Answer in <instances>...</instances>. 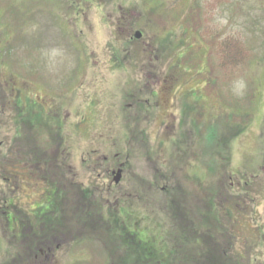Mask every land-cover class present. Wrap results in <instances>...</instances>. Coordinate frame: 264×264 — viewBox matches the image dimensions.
<instances>
[{"label":"rangeland","instance_id":"374dc122","mask_svg":"<svg viewBox=\"0 0 264 264\" xmlns=\"http://www.w3.org/2000/svg\"><path fill=\"white\" fill-rule=\"evenodd\" d=\"M0 71L20 72L29 93L42 85L43 104L54 97L69 116L62 129L43 125L39 154L25 158L41 172L18 181L15 227L0 171V264H122L125 238L138 247L134 222L136 242L155 234L156 246L176 248L172 264H264V0H0ZM210 124L222 137L212 150ZM56 147L73 154L53 168L66 199L57 222L34 210ZM93 149L102 160L129 155L119 189L81 167ZM86 169L91 201L69 186ZM93 201L98 222L84 218ZM122 209L129 234L114 243L105 224L122 234ZM43 225L62 230L53 238ZM197 248L201 258H189Z\"/></svg>","mask_w":264,"mask_h":264},{"label":"flooded vegetation","instance_id":"af4514ba","mask_svg":"<svg viewBox=\"0 0 264 264\" xmlns=\"http://www.w3.org/2000/svg\"><path fill=\"white\" fill-rule=\"evenodd\" d=\"M23 81L25 82V79L20 72H18L16 78L15 75L12 77L5 71H0V171H2L4 179L7 181V185L3 190L4 194L7 199H10L9 201L5 200V202L8 203L6 209H9V211L3 212L5 215L11 213V216H8L7 214L5 217L8 222L15 219L14 213L11 212L12 210L10 211V209L15 207L13 205L18 203V199L21 201V198H23L22 195L20 196L21 186L18 185V181L23 180V182L26 183L25 185H30L27 183L28 178H32L37 171L41 172L40 169H35V166H40V164L30 166L24 161L28 155L39 154V140L41 139L40 134L42 126L45 125L46 128L50 130H56L57 127L62 124V129L64 127V122L69 118V116L65 115L61 110V108L68 107L66 104L59 103L61 106L57 105L53 97V100L51 99L49 104L46 103V105H44L42 96L40 95L42 93V85L41 90H39L38 93L33 94L29 93L28 90L24 88ZM33 85L35 90H37L35 86L36 83H33ZM31 89L33 91V87H31ZM65 103H67V101H65ZM85 117H87V115H85L84 118ZM144 143L145 140H143V144ZM61 152L66 154L67 160L73 155L68 149L60 151V148L56 147L52 150L51 155L52 158H54V164L51 162L48 165L49 169L45 170V175H49V183L48 186L43 184L38 185L39 189H41L39 199L34 200L31 195L27 193L25 194V197H29L34 200L35 203H38L37 205L39 206L35 208L36 211L43 208L46 214H50L49 216H51V220L55 218L56 222L58 216L57 202L60 201V204L63 206L64 202L62 201L65 199V195H62L61 191H57L56 185L53 186V168H60L57 163V157ZM44 153H46V151ZM88 153L89 156H86ZM98 153V149L83 153L81 167L84 169L86 168V165L90 168L93 166V171L97 172V180L103 182L101 185L102 187L109 188L110 190L119 189L127 175V165L130 160L129 155L124 158L125 160H122L121 153H116L112 160L108 156H104L102 160V158L97 157ZM67 164L71 168V172L73 169L76 170V167L80 165L73 159L71 162L68 161ZM107 164L109 165L106 170H104L103 167ZM90 170H88V172ZM26 172L28 174L32 173V176H25ZM84 172H87V169L82 170L81 172L82 180L85 179L86 182L81 181V183H79V181H76V176L78 174V172H76L72 179L69 180V186L72 189V192L79 187L78 192L80 191L82 199L91 201L93 193L89 189V177H85ZM66 181H68V179H66ZM33 188H35V185ZM22 191L25 190L23 189ZM60 195L61 197H59ZM12 197L17 198V200ZM86 206L83 207L84 209L87 208L85 209L87 214H85L86 216H84V218L86 217L85 219H88L87 216L89 214L90 203L87 202ZM49 216H44V218H48ZM103 217V213H98V218L103 219ZM43 226V229H48L50 231V235L51 237L53 236V238H56L58 235L56 233L62 230V228L60 230L58 228L53 230V228H46V225ZM45 245L50 248V245ZM59 247L60 246L55 248ZM55 248H53V250Z\"/></svg>","mask_w":264,"mask_h":264},{"label":"trees","instance_id":"16d2710c","mask_svg":"<svg viewBox=\"0 0 264 264\" xmlns=\"http://www.w3.org/2000/svg\"><path fill=\"white\" fill-rule=\"evenodd\" d=\"M216 124H217V122H216ZM211 125L210 124V127H209V129H208V133H209V135H211L210 137H208L209 138V140H208V145L206 146L207 147V149L208 148H211V150L212 149H215V146L214 145H216V143H217V140L218 139H221L222 137H221V132L219 133V130H217V131H215V126L217 127V125ZM218 129V128H217ZM220 134V135H219ZM206 149V150H207ZM100 201V200H99ZM97 204V206H99L101 203L100 202H92V205L93 204ZM111 209H114V208H111ZM110 209V210H111ZM109 209L107 210V212L106 213H108L109 211H110ZM99 211L102 213V211L103 210H101L100 208H99ZM60 212V209L58 208V210H57V213H59ZM90 212H91V210H90ZM90 212H89V214H90ZM130 212H128V211H126V209H122V211H121V213H120V215L118 216V217H116V221H119L120 222V224H121V227H122V229H123V232H122V234H120V235H117V234H114V233H112L111 231H110V228H108V226L105 224V219L106 218H104V224H105V226H106V228H107V230H108V232H109V241H114V243L115 242H118V240H119V238L120 237H126L129 233L127 232V226L124 224V222H122V219H123V217H124V215L125 214H129ZM88 217V219H96L97 220V222H98V219L96 218V217H94V216H91V215H88L87 216ZM106 217V216H105ZM216 217V216H215ZM216 219V218H215ZM216 222L217 221H219L218 219H216L215 220ZM8 222V221H7ZM202 223V227H206L207 229H205L206 230V232L205 233H202L201 235H202V238L204 237V235H207L209 232H210V230H211V226L209 225V224H206L207 222L205 221V219H202V221H201ZM8 225L9 226H13V227H15V225L13 224V222L11 221H9L8 222ZM129 225V228L130 229H132L133 230V232L131 233V235H133L134 236V239H133V243H135L138 247H135V248H132L130 245H129V243L127 242V238L129 237L130 238V236H127V238H125V244L123 245V247H125V257H120V262L122 263V264H130L131 262L133 263V264H172V262L173 263H175L174 262V258H175V254H174V252H175V249L176 248H174V247H172V245H170V246H168V245H166L165 243H161V242H158V246H156V243H155V241H154V235H152V236H149L148 234L146 235V237H148V238H142L141 236H139V237H141L147 244H149L148 246H146L147 244H145V245H143L142 244V242H136V230H140L139 228H138V225H137V222H134V223H130V224H128ZM104 226V227H105ZM12 227V229L14 230V228ZM105 228V229H106ZM137 234H138V232H137ZM111 235V236H110ZM145 235V234H144ZM178 237H180L179 239H181L182 238V240H183V242L185 243V247L184 248H188L189 249V247H188V244L186 243L187 241L186 240H188V238L186 237V236H184V235H180V236H178ZM173 239V236H169V241H168V243H171V240ZM141 245H143V246H141ZM201 248H197L196 249V251L197 252H194V253H190V255H191V257H189V258H193V259H195V257L196 256H198L199 258H201ZM179 253L180 252H182V251H178ZM189 253V252H188ZM193 255V256H192ZM174 256V257H173ZM132 257H136L135 258V260L132 258ZM131 260V261H130ZM188 261H190V260H188ZM185 262V261H184ZM234 264H237V262L234 260Z\"/></svg>","mask_w":264,"mask_h":264},{"label":"water","instance_id":"95a60500","mask_svg":"<svg viewBox=\"0 0 264 264\" xmlns=\"http://www.w3.org/2000/svg\"><path fill=\"white\" fill-rule=\"evenodd\" d=\"M136 38L140 39L142 37V34L140 32H137L135 35Z\"/></svg>","mask_w":264,"mask_h":264}]
</instances>
